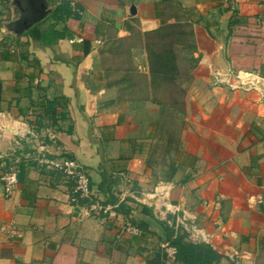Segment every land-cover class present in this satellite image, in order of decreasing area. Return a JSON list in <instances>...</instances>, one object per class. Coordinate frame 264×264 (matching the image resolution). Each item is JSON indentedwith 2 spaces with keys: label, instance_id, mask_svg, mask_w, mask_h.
Masks as SVG:
<instances>
[{
  "label": "crops",
  "instance_id": "0c3cea01",
  "mask_svg": "<svg viewBox=\"0 0 264 264\" xmlns=\"http://www.w3.org/2000/svg\"><path fill=\"white\" fill-rule=\"evenodd\" d=\"M237 1L264 27V0H74L78 25L50 0L15 38L0 0V264H179L163 246L183 224L216 264H264V65L235 66ZM212 68L262 80L213 88ZM43 154L75 161L91 199Z\"/></svg>",
  "mask_w": 264,
  "mask_h": 264
},
{
  "label": "built area",
  "instance_id": "2783aa9c",
  "mask_svg": "<svg viewBox=\"0 0 264 264\" xmlns=\"http://www.w3.org/2000/svg\"><path fill=\"white\" fill-rule=\"evenodd\" d=\"M66 1L71 2V6L75 10L74 0ZM261 80L262 79L254 73L235 72L233 70L222 72L220 69H211V86L213 88L229 87L233 90L258 89ZM37 161L49 169L62 172L67 178L71 179L75 183V196L73 198V201H77L79 199H91L92 192L90 188L89 177L75 161L69 159H50L47 158L44 154ZM19 176L20 169L17 163H12L4 167L2 180L4 183V194L7 199H11L17 191L19 186ZM88 208L96 216H101L103 212L105 213L110 209L108 207H104L98 202L90 203ZM183 226L189 240H199L200 230H198L195 226H186L185 224H183ZM217 229L220 230L219 228ZM163 249L165 250L168 260L170 262H175V257L177 254L176 248L170 245H166L163 246Z\"/></svg>",
  "mask_w": 264,
  "mask_h": 264
},
{
  "label": "rangeland",
  "instance_id": "374dc122",
  "mask_svg": "<svg viewBox=\"0 0 264 264\" xmlns=\"http://www.w3.org/2000/svg\"><path fill=\"white\" fill-rule=\"evenodd\" d=\"M254 2L253 6L257 7L260 1L255 0ZM237 4L239 9H237ZM243 6L249 5L237 1L233 14L235 37L232 40L234 56L237 62L235 66L250 69L259 68L264 65V27L251 16V19H247L248 13L255 14L256 9L253 8L252 11L251 8ZM240 23L246 25L245 28L239 27Z\"/></svg>",
  "mask_w": 264,
  "mask_h": 264
},
{
  "label": "trees",
  "instance_id": "16d2710c",
  "mask_svg": "<svg viewBox=\"0 0 264 264\" xmlns=\"http://www.w3.org/2000/svg\"><path fill=\"white\" fill-rule=\"evenodd\" d=\"M248 7L250 6H243ZM235 12V11H234ZM56 18L66 16L71 24L78 25L80 17L74 14L71 10L69 2H66L64 6H58L57 11L53 14ZM254 18V15L248 13V20ZM232 16V22L230 26L234 25ZM74 186L75 183H71ZM80 203L86 202L85 200H79ZM169 232V238L173 237V234ZM171 246L176 248L177 254L175 257V263L179 264H216L222 257L223 254L215 251L210 246L204 244H195L188 239L186 233L181 232L173 239H171Z\"/></svg>",
  "mask_w": 264,
  "mask_h": 264
},
{
  "label": "water",
  "instance_id": "95a60500",
  "mask_svg": "<svg viewBox=\"0 0 264 264\" xmlns=\"http://www.w3.org/2000/svg\"><path fill=\"white\" fill-rule=\"evenodd\" d=\"M8 2L12 18L2 22L1 27L4 34L15 38H20L56 10L50 0H8ZM156 264H162L161 256L158 257Z\"/></svg>",
  "mask_w": 264,
  "mask_h": 264
}]
</instances>
